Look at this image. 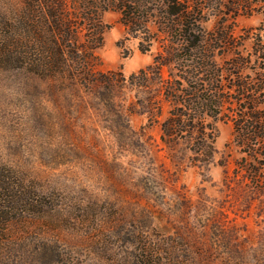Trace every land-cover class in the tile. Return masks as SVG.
Returning <instances> with one entry per match:
<instances>
[{"label": "rangeland", "instance_id": "rangeland-1", "mask_svg": "<svg viewBox=\"0 0 264 264\" xmlns=\"http://www.w3.org/2000/svg\"><path fill=\"white\" fill-rule=\"evenodd\" d=\"M21 1L0 0V24ZM263 12L233 23L247 51ZM103 22L105 71L128 80L161 50L141 53L117 11ZM168 110L157 81L63 93L0 70V166L46 195L41 213L0 218V264H264V189L237 172L231 124L214 123L215 154L198 162L187 141H163Z\"/></svg>", "mask_w": 264, "mask_h": 264}, {"label": "trees", "instance_id": "trees-1", "mask_svg": "<svg viewBox=\"0 0 264 264\" xmlns=\"http://www.w3.org/2000/svg\"><path fill=\"white\" fill-rule=\"evenodd\" d=\"M261 10L264 0H22L1 17L0 70L36 78L63 93L112 91L127 82L148 88L157 81L169 104L160 123L163 141L185 140L195 161L207 163L215 154L214 123L223 119L231 124L232 143L242 155L237 172L263 190L264 40L258 34L247 51L233 29L237 17ZM108 11L120 13L141 53L161 42L152 63L128 80L120 70H103L97 54ZM256 29L262 28L250 31ZM43 200L46 195L27 191L23 180L0 166L5 222L13 209L41 213Z\"/></svg>", "mask_w": 264, "mask_h": 264}]
</instances>
